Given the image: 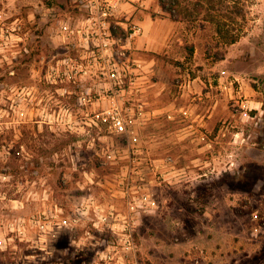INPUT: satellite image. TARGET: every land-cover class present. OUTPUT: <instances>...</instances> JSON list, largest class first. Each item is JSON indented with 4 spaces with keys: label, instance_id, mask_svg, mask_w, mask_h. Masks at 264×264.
Instances as JSON below:
<instances>
[{
    "label": "rangeland",
    "instance_id": "rangeland-1",
    "mask_svg": "<svg viewBox=\"0 0 264 264\" xmlns=\"http://www.w3.org/2000/svg\"><path fill=\"white\" fill-rule=\"evenodd\" d=\"M121 2L106 54L157 84L130 147L80 95L100 55L83 2L0 0V264H264V0ZM176 97L157 129L153 106ZM198 124L203 140L178 141ZM168 156L188 180L151 172ZM142 193L158 206L138 218Z\"/></svg>",
    "mask_w": 264,
    "mask_h": 264
},
{
    "label": "built area",
    "instance_id": "built-area-1",
    "mask_svg": "<svg viewBox=\"0 0 264 264\" xmlns=\"http://www.w3.org/2000/svg\"><path fill=\"white\" fill-rule=\"evenodd\" d=\"M80 2H83L81 7L88 15L86 18L88 33L85 44L89 41L91 42V52L93 55L95 51L100 53L98 59L93 56L90 60L92 63L87 64V66L91 68L97 64L99 74L94 75V72L88 70V72L93 75H87V78L90 81L88 82V85L90 86L85 89V92H82L81 90L80 95L81 97H84V101L90 105L93 102L99 101L98 98L100 96L101 100L107 102V107L98 108V105L96 110L91 111V122L94 125H97L100 121L105 125V128L109 133L125 135V142L130 147L132 142L137 141V129L133 127L134 123H132V119L136 121L137 125H142L144 121L143 115H146V113H143L140 107L135 108L129 106L134 104V100L131 98L127 99L126 96L140 94L141 88L140 85H138V81H140L142 76L141 72L143 66L141 62H137L134 65V68H130L129 65L126 64L125 53L123 51L116 52L118 63L114 60L115 58L111 59V56L109 57L108 54H106L111 50L110 40L113 41L112 43H114L115 40L120 41V38L113 37V32L117 29H124L123 27L125 24L123 22H116V26H110V18L116 16L122 2L121 0H80ZM130 29L133 34H137L140 31V28L136 25H132ZM82 64H77V72L86 74L87 72L83 71ZM78 73L76 77L79 79L77 81H80L83 75ZM94 77L99 80L96 81ZM92 80L95 81L92 82ZM85 81L87 80L85 79ZM234 82H238V79L235 78L232 83ZM133 89H135L134 92ZM83 104H85V102ZM133 147H135V145ZM132 149L133 153H138V155H140L141 150L139 148ZM132 161H138V165L143 164V160H141L140 157L138 159L134 158ZM160 163L165 170L169 166L171 168L174 166V160L169 156L165 157ZM156 165L157 164L154 160L153 165L151 166V172L160 176L157 171L160 168H157ZM143 172L144 169L142 166L137 172L139 175V181L141 182L137 185V190L142 189L146 175L145 173L143 174ZM205 176L206 174L204 172L199 173L200 178ZM127 186L129 185L127 184ZM132 200L133 204L130 209L133 215L138 218H140L142 214L148 212V206L153 207L154 205L155 207L153 200L147 194L142 193L139 197L133 198ZM130 221L132 222V218Z\"/></svg>",
    "mask_w": 264,
    "mask_h": 264
},
{
    "label": "crops",
    "instance_id": "crops-1",
    "mask_svg": "<svg viewBox=\"0 0 264 264\" xmlns=\"http://www.w3.org/2000/svg\"><path fill=\"white\" fill-rule=\"evenodd\" d=\"M147 25V24H146ZM148 66H151V63L148 64ZM143 77H141L140 79H142ZM95 80H92V82H94ZM156 83H151L150 85H148L145 90L144 89H141L140 91V94H135L133 96H126L127 99H133L134 100V104L133 105H129V106H133L135 108L137 107H140V109L143 111V113L145 112V108L149 105L148 103V97L149 95H151V93H155V91L153 90L155 87H156ZM93 87V86H92ZM147 89V90H146ZM160 93L156 92L155 94V97H159ZM183 95H186V96H191V92H186V93H182L180 94V96H183ZM173 97V96H172ZM194 95H192V99ZM198 97V100H202V98H206V94H201L199 93L197 95ZM99 101H96V102H93L91 104L92 107H90V110L91 111H94L97 109L96 106L99 107H107L106 105V101L105 100H101V96L98 98ZM178 102V98H173V99H167V102L165 103V105H157V106H153L152 110H151V115L152 117H156L155 118V124L157 123L158 126H157V129L161 130V129H164L166 126L164 125V123H166L167 126H170L171 128H173V125H172V122H174L175 120V115L173 114L174 111L176 110L175 107L179 108V105H176V103ZM216 103V102H215ZM96 105V106H95ZM89 109V108H87ZM180 110H184L183 107H180ZM192 111H189V114H191ZM164 122V123H163ZM200 124H198L197 126L195 127H192L191 125H187L185 127L182 128V135L181 137L179 138L178 141H199V140H203L205 135L204 133L197 127H199ZM194 129L193 131L191 129ZM171 133V134H170ZM170 133H166V136L163 135V133H160L162 135H160L159 137H156L154 138L155 139V142L159 143L161 142L162 140H164L163 142H165L166 144H169L170 143H175V135H174V131H170ZM173 133V134H172ZM192 134H194L195 136H193L192 138ZM165 157H161L160 159H156L155 162H156V166L157 168H160L158 169L157 171L159 172L160 176L163 177L164 180H167L169 185H172L176 180L180 179L181 178V181L182 179H186L188 180V173L187 171L184 169V168H177L175 163H174V166L173 168H171L170 166L167 167V169L165 170L164 168H162V164L160 162L163 161ZM157 176V175H156ZM152 199V198H151ZM155 206L157 207L158 206V202L154 199H152Z\"/></svg>",
    "mask_w": 264,
    "mask_h": 264
}]
</instances>
